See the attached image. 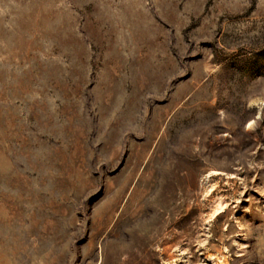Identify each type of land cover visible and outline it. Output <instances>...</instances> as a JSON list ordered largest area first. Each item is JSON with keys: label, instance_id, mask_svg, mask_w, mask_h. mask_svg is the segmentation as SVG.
<instances>
[{"label": "rangeland", "instance_id": "1", "mask_svg": "<svg viewBox=\"0 0 264 264\" xmlns=\"http://www.w3.org/2000/svg\"><path fill=\"white\" fill-rule=\"evenodd\" d=\"M0 264H264V0H0Z\"/></svg>", "mask_w": 264, "mask_h": 264}]
</instances>
